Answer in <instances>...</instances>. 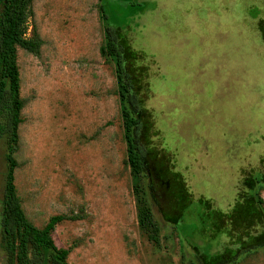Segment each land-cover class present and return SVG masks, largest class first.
<instances>
[{
    "label": "rangeland",
    "instance_id": "rangeland-1",
    "mask_svg": "<svg viewBox=\"0 0 264 264\" xmlns=\"http://www.w3.org/2000/svg\"><path fill=\"white\" fill-rule=\"evenodd\" d=\"M106 26L140 104L148 176L126 161ZM33 33L36 54L16 49L13 183L37 227L80 215L50 233L67 264H264V0H31Z\"/></svg>",
    "mask_w": 264,
    "mask_h": 264
},
{
    "label": "trees",
    "instance_id": "trees-1",
    "mask_svg": "<svg viewBox=\"0 0 264 264\" xmlns=\"http://www.w3.org/2000/svg\"><path fill=\"white\" fill-rule=\"evenodd\" d=\"M30 4L31 0H0V173L3 176L0 190V246L7 264H42V249L49 250L51 254L45 264H67L68 250L56 247L50 233L57 223L78 219L80 215H51L41 227H37L25 217L13 183L16 162L12 153L17 147V126L21 121L22 106L18 91L16 49L19 47L36 54L41 44L35 33L25 36ZM105 38L101 53L115 57L116 78L123 101L121 120L126 141V161L131 174L148 176L146 149L140 141L141 123L137 116L140 104L124 69L121 48L113 27L106 26ZM137 221L148 239L157 242L151 211L142 201L137 206Z\"/></svg>",
    "mask_w": 264,
    "mask_h": 264
}]
</instances>
